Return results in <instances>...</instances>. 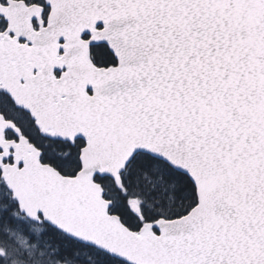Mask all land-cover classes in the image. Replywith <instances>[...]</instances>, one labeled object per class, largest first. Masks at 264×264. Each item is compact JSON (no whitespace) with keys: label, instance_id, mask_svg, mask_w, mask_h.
I'll use <instances>...</instances> for the list:
<instances>
[{"label":"snow or ice","instance_id":"snow-or-ice-1","mask_svg":"<svg viewBox=\"0 0 264 264\" xmlns=\"http://www.w3.org/2000/svg\"><path fill=\"white\" fill-rule=\"evenodd\" d=\"M0 264H264V0H0Z\"/></svg>","mask_w":264,"mask_h":264}]
</instances>
